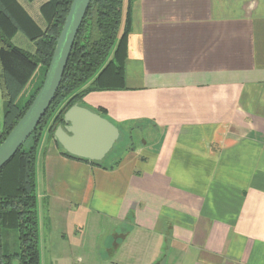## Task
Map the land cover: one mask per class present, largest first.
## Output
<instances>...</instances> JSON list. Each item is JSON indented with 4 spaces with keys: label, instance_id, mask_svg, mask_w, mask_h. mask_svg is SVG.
Listing matches in <instances>:
<instances>
[{
    "label": "crops",
    "instance_id": "obj_1",
    "mask_svg": "<svg viewBox=\"0 0 264 264\" xmlns=\"http://www.w3.org/2000/svg\"><path fill=\"white\" fill-rule=\"evenodd\" d=\"M25 1L43 27L45 0ZM130 20L126 88L76 103L130 145L117 140L96 164L85 142L73 155L44 129L37 222L41 198L48 231L78 246L77 231L61 227L68 208L100 229L107 219L96 264H264V0H133Z\"/></svg>",
    "mask_w": 264,
    "mask_h": 264
},
{
    "label": "trees",
    "instance_id": "obj_2",
    "mask_svg": "<svg viewBox=\"0 0 264 264\" xmlns=\"http://www.w3.org/2000/svg\"><path fill=\"white\" fill-rule=\"evenodd\" d=\"M34 1V0H28ZM72 0H45L39 6L40 26L19 0H0V142L30 105L38 86L21 104L16 100L37 66L44 72ZM133 0H91L78 29L57 89L39 124L0 170V264H40L36 211V150L44 129L53 137L64 113L92 91L125 89L124 64ZM21 32L33 51L18 47L12 38ZM83 161H87L83 159ZM98 164L97 161H91ZM3 230H14L17 249L4 253Z\"/></svg>",
    "mask_w": 264,
    "mask_h": 264
},
{
    "label": "water",
    "instance_id": "obj_3",
    "mask_svg": "<svg viewBox=\"0 0 264 264\" xmlns=\"http://www.w3.org/2000/svg\"><path fill=\"white\" fill-rule=\"evenodd\" d=\"M91 0H72L59 32L42 84L23 115L0 142V170L28 139L53 100L61 82L74 39ZM54 139L73 154L77 144L85 142L90 149L89 161H100L118 140L119 131L109 120L77 104L63 115ZM80 142V143H78Z\"/></svg>",
    "mask_w": 264,
    "mask_h": 264
},
{
    "label": "rangeland",
    "instance_id": "obj_4",
    "mask_svg": "<svg viewBox=\"0 0 264 264\" xmlns=\"http://www.w3.org/2000/svg\"><path fill=\"white\" fill-rule=\"evenodd\" d=\"M25 1V0H24ZM43 0H37L36 4L41 3ZM26 2V1H25ZM36 19H39L37 17ZM41 22V21H40ZM13 43L18 45L19 47L26 49V50H33V44L28 41L23 34L18 33L15 36V39L13 38ZM42 69H39V72L37 71L33 77L30 84L24 88V90L21 92V94L18 96L16 103L19 105L21 104L25 97L27 92L35 85L36 83L40 82V79H42L40 76V72ZM42 74V73H41ZM136 135V134H135ZM137 140V137L134 138V142ZM127 136L125 138H121L115 143L118 145L119 142H122L124 144V148L130 145V142H128ZM125 150L122 149L121 155ZM115 155L118 157L120 155V151H117ZM124 155V154H123ZM122 155V156H123ZM113 157L108 156V158L105 160L107 163H111ZM41 198L38 200V227H39V250H40V264H96L94 261H92L93 250L95 249V252L97 251V247H92L94 237L96 234V230H99V237L103 239V236L107 234L108 232V224L106 223L107 219L101 218L100 220L103 226L98 228V223L94 224V221L91 219L93 218L90 214L82 215L80 211L78 213L72 214L73 211H75L74 206L71 208H68V211L65 212V216L62 215V228L64 231L67 232L68 235L72 234V231L74 229L77 231L76 235L78 238H82V243L78 244V246H73L75 243L72 236H69V244L66 242L65 244L62 243L60 237L56 236L52 232L50 233L47 229L48 226V214L46 209V204L42 203L41 205ZM81 210V209H80ZM55 212V211H54ZM53 212V213H54ZM77 212V211H75ZM52 215V214H51ZM58 216H54V218L57 220ZM64 218L66 219V224H64ZM54 229L53 227H51ZM56 232L58 231L57 228H55ZM54 231V230H53ZM59 232V231H58ZM96 239V238H95ZM2 247L4 253H13L18 247H17V235L14 230H3L2 233ZM76 245V244H75ZM101 245V254L102 259L104 257H109V252L107 251V256L103 253L104 247ZM107 249V248H106ZM55 254V256H54ZM80 255L82 258L77 259L76 255ZM110 258V257H109ZM109 260V259H108ZM11 264H18L17 258H13L11 261ZM104 264V263H100Z\"/></svg>",
    "mask_w": 264,
    "mask_h": 264
}]
</instances>
